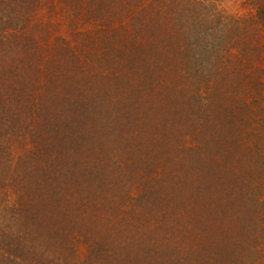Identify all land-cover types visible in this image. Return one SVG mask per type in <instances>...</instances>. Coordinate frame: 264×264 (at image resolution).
Listing matches in <instances>:
<instances>
[{
    "label": "trees",
    "instance_id": "16d2710c",
    "mask_svg": "<svg viewBox=\"0 0 264 264\" xmlns=\"http://www.w3.org/2000/svg\"><path fill=\"white\" fill-rule=\"evenodd\" d=\"M0 264H264V0H0Z\"/></svg>",
    "mask_w": 264,
    "mask_h": 264
}]
</instances>
